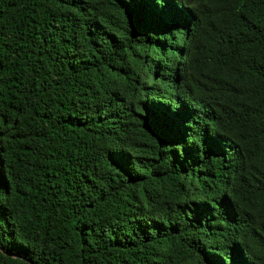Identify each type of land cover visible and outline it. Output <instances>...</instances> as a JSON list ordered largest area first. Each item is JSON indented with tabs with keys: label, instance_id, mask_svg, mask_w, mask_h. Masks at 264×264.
<instances>
[{
	"label": "trees",
	"instance_id": "trees-1",
	"mask_svg": "<svg viewBox=\"0 0 264 264\" xmlns=\"http://www.w3.org/2000/svg\"><path fill=\"white\" fill-rule=\"evenodd\" d=\"M0 248L264 264V0H0Z\"/></svg>",
	"mask_w": 264,
	"mask_h": 264
},
{
	"label": "water",
	"instance_id": "water-1",
	"mask_svg": "<svg viewBox=\"0 0 264 264\" xmlns=\"http://www.w3.org/2000/svg\"><path fill=\"white\" fill-rule=\"evenodd\" d=\"M0 251H1V252H4L3 249H1V248H0ZM4 253H5L6 255H11V254L8 253V252H4ZM12 256H13V255H12Z\"/></svg>",
	"mask_w": 264,
	"mask_h": 264
}]
</instances>
